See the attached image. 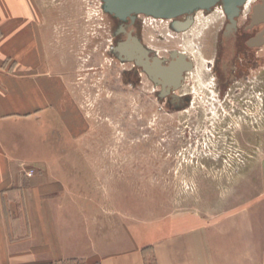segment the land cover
I'll return each mask as SVG.
<instances>
[{"label": "rangeland", "instance_id": "rangeland-1", "mask_svg": "<svg viewBox=\"0 0 264 264\" xmlns=\"http://www.w3.org/2000/svg\"><path fill=\"white\" fill-rule=\"evenodd\" d=\"M31 4L46 55L69 87L74 115L69 129L54 119L53 145H39V156L52 146L51 156L66 159L55 168H64L71 186L86 192L81 207L101 204L102 219L85 213L88 225L94 218L153 222L187 210L219 221L253 207L264 218V48L257 59L261 89L252 74L244 101L241 84L227 99L213 88L208 58L199 50L208 16L197 14L176 40L165 24L140 18L135 35L144 47L177 49L194 59L179 106L160 99L140 69L115 55L116 24L102 0ZM262 252L264 259V244Z\"/></svg>", "mask_w": 264, "mask_h": 264}, {"label": "crops", "instance_id": "crops-1", "mask_svg": "<svg viewBox=\"0 0 264 264\" xmlns=\"http://www.w3.org/2000/svg\"><path fill=\"white\" fill-rule=\"evenodd\" d=\"M39 23L31 0H0V264H145V249L155 264H264V218L254 207L219 221L187 210L88 225L85 213L102 219L101 204L81 207L86 192L55 168L66 159L51 156L52 146L38 152L53 145L54 119L69 129L74 116Z\"/></svg>", "mask_w": 264, "mask_h": 264}, {"label": "flooded vegetation", "instance_id": "flooded-vegetation-1", "mask_svg": "<svg viewBox=\"0 0 264 264\" xmlns=\"http://www.w3.org/2000/svg\"><path fill=\"white\" fill-rule=\"evenodd\" d=\"M262 2L263 0H245V2L238 7V14L233 17V22L225 12L222 1L207 11L199 10L190 15L179 16L171 20L136 15L133 20L126 19L125 21H119L110 16L116 24L114 35L118 41L114 48L127 39L126 33L131 32V35L136 37V24L142 17L145 19L151 18L154 21L161 22V24H165L166 29L173 35L171 38L176 40L180 38L179 36L182 33H186L193 27L197 14L200 13L203 16H208L207 29L201 35L202 41L199 50L208 58L206 67L213 76V88L216 89L217 92H220V94L222 92V96L229 99L232 90H239L240 88L237 89V86L241 84L239 95L241 96V100L243 99L244 101L246 92L245 82L250 79L252 74L258 77H254L253 85L255 89H261L260 80H258L260 79L261 66L257 59L260 58V52L264 48V35L262 36V41H260V36L264 31V23H254L253 15L255 7L261 6ZM213 12L219 13L218 15H220L216 20L214 18L216 14ZM121 27L124 28L125 32L120 29ZM175 35L176 37H174ZM144 48L147 50L149 58L156 57L164 65H167L171 61H175L177 59L176 56L179 54L185 56L187 60H189L191 68L183 74V80L180 86L176 89L170 87L167 91L163 90L161 86L155 85L141 68L136 67L142 71L152 85L159 88L158 97L160 99H167L172 104L183 106L186 100V94L182 95L180 91L185 85L186 75H189L195 69L194 59L187 53L177 49L165 48L156 53L155 50L146 46ZM115 55L123 58V56H120L117 52H115Z\"/></svg>", "mask_w": 264, "mask_h": 264}, {"label": "water", "instance_id": "water-1", "mask_svg": "<svg viewBox=\"0 0 264 264\" xmlns=\"http://www.w3.org/2000/svg\"><path fill=\"white\" fill-rule=\"evenodd\" d=\"M220 1L223 2L225 12L231 21L238 14V7L245 0H102L104 13L125 21L134 19L136 15L149 16L156 19H174L183 15H190L195 11H207ZM254 23H264V0L261 6L255 7ZM233 22V21H232ZM125 32L124 28H120ZM260 41H262V36ZM127 39L119 43L113 50L126 62H132L135 67L141 68L150 81L167 91L170 87L176 89L183 80V74L190 70L191 63L183 55H177L175 61L164 65L158 58H149L141 42L131 32L126 33Z\"/></svg>", "mask_w": 264, "mask_h": 264}, {"label": "trees", "instance_id": "trees-1", "mask_svg": "<svg viewBox=\"0 0 264 264\" xmlns=\"http://www.w3.org/2000/svg\"><path fill=\"white\" fill-rule=\"evenodd\" d=\"M143 256H144V263L145 264H155L154 256L150 250H148V249L143 250ZM80 262L83 263V261L71 260V261L61 263V264H77Z\"/></svg>", "mask_w": 264, "mask_h": 264}, {"label": "built area", "instance_id": "built-area-1", "mask_svg": "<svg viewBox=\"0 0 264 264\" xmlns=\"http://www.w3.org/2000/svg\"><path fill=\"white\" fill-rule=\"evenodd\" d=\"M27 175H28V176H31V175H32V172H29Z\"/></svg>", "mask_w": 264, "mask_h": 264}]
</instances>
